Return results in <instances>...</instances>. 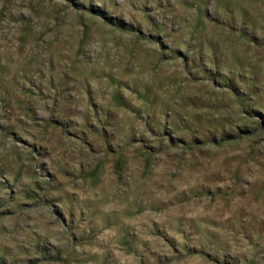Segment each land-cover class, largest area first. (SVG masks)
<instances>
[{
    "label": "rangeland",
    "instance_id": "obj_1",
    "mask_svg": "<svg viewBox=\"0 0 264 264\" xmlns=\"http://www.w3.org/2000/svg\"><path fill=\"white\" fill-rule=\"evenodd\" d=\"M0 264H264V0H0Z\"/></svg>",
    "mask_w": 264,
    "mask_h": 264
}]
</instances>
